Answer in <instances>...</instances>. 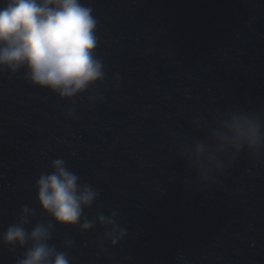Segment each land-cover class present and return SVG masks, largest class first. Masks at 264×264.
<instances>
[{
	"label": "water",
	"instance_id": "obj_1",
	"mask_svg": "<svg viewBox=\"0 0 264 264\" xmlns=\"http://www.w3.org/2000/svg\"><path fill=\"white\" fill-rule=\"evenodd\" d=\"M81 3L103 82L66 100L0 70V235L23 206L29 231L50 220L35 183L63 159L99 194L91 229L54 225L71 264H264V147L193 155L234 112L264 126V0ZM113 210L115 244L97 219ZM24 251L0 242V264Z\"/></svg>",
	"mask_w": 264,
	"mask_h": 264
},
{
	"label": "clouds",
	"instance_id": "obj_2",
	"mask_svg": "<svg viewBox=\"0 0 264 264\" xmlns=\"http://www.w3.org/2000/svg\"><path fill=\"white\" fill-rule=\"evenodd\" d=\"M92 9L81 0H4L0 4V70L24 69L28 82L46 88L62 99L86 92L105 79L104 65L95 56L97 21ZM72 115V110H69ZM222 132L212 135L210 143L198 142L193 155L197 164L215 163V152L247 148L256 154L264 147V126L247 112H234L220 121ZM36 203L50 218L27 229L33 210L23 206L16 223L0 235L9 249H25L16 264H71L68 254L49 241L54 225L93 227L84 212L92 207L98 192L71 171L63 159H55L50 172H42L35 183ZM117 212L97 219L112 244L126 235L119 227Z\"/></svg>",
	"mask_w": 264,
	"mask_h": 264
}]
</instances>
